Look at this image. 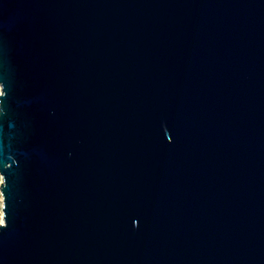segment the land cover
<instances>
[{"label": "water", "instance_id": "1", "mask_svg": "<svg viewBox=\"0 0 264 264\" xmlns=\"http://www.w3.org/2000/svg\"><path fill=\"white\" fill-rule=\"evenodd\" d=\"M0 264H264V0H0Z\"/></svg>", "mask_w": 264, "mask_h": 264}, {"label": "built area", "instance_id": "2", "mask_svg": "<svg viewBox=\"0 0 264 264\" xmlns=\"http://www.w3.org/2000/svg\"><path fill=\"white\" fill-rule=\"evenodd\" d=\"M2 181V175L0 173V183ZM0 211H1V214H2V193H1V190H0Z\"/></svg>", "mask_w": 264, "mask_h": 264}, {"label": "rangeland", "instance_id": "3", "mask_svg": "<svg viewBox=\"0 0 264 264\" xmlns=\"http://www.w3.org/2000/svg\"><path fill=\"white\" fill-rule=\"evenodd\" d=\"M1 218H2V214H1V211H0V220H1Z\"/></svg>", "mask_w": 264, "mask_h": 264}, {"label": "bare ground", "instance_id": "4", "mask_svg": "<svg viewBox=\"0 0 264 264\" xmlns=\"http://www.w3.org/2000/svg\"><path fill=\"white\" fill-rule=\"evenodd\" d=\"M2 221V218H1V220H0V222Z\"/></svg>", "mask_w": 264, "mask_h": 264}]
</instances>
